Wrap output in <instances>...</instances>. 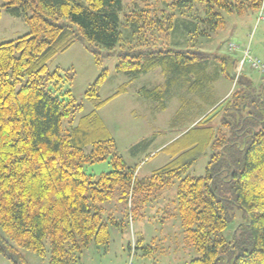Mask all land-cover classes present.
<instances>
[{"label": "trees", "instance_id": "16d2710c", "mask_svg": "<svg viewBox=\"0 0 264 264\" xmlns=\"http://www.w3.org/2000/svg\"><path fill=\"white\" fill-rule=\"evenodd\" d=\"M263 3L4 0L0 19L5 7L24 18L29 32L0 43V250L15 260L13 243L40 256L49 250V264H74L90 244L109 243L108 220L119 225L111 214L106 217L105 203H130L134 219L151 195L179 179L177 216L186 242L201 253L190 264H264V81L237 73L235 57L197 47L226 27L229 17L258 14ZM77 42L97 59L101 48L117 52V70L131 80L160 69L164 84L139 94L163 109L176 87L188 94L178 114L210 107L162 149L172 159L151 176L138 178L99 114L127 84L100 100L97 84L104 71L87 92L98 101L95 109L80 117L82 105L71 89L57 93L63 76L58 69L48 72V63ZM222 77L235 87L211 101ZM208 149L206 174H186ZM104 160L112 170L97 177L87 173V165ZM236 209L243 215L237 223Z\"/></svg>", "mask_w": 264, "mask_h": 264}, {"label": "rangeland", "instance_id": "374dc122", "mask_svg": "<svg viewBox=\"0 0 264 264\" xmlns=\"http://www.w3.org/2000/svg\"><path fill=\"white\" fill-rule=\"evenodd\" d=\"M3 4L4 0H0V5ZM129 4L131 0H124V5ZM1 10L0 43L14 40L29 32L23 17L10 15L5 7ZM259 15L260 13L229 17L226 27L212 38L197 42V47L235 57L239 60L236 65L237 73L251 75L255 83L263 82L264 73L252 69L251 66L239 71L243 58L241 49L248 46L251 54L264 63V18H260ZM231 42L239 44L242 48L230 52L228 46ZM99 57L97 59L94 52L87 49L83 43L77 42L49 61L48 72L56 69L61 72L63 79L58 83L57 93L71 89L76 104L82 105L78 117L95 109L98 101L88 97L87 92L104 71H107V75L97 84L100 100L113 96L123 84H127L126 92L110 99L99 109V114L116 139L119 154L130 166L135 167L138 178L144 179L172 159L171 154L162 149L190 128L192 122L208 113L210 107L204 104L202 108L193 107L178 114L181 97L188 94L181 87H176L168 92L166 107L163 109L159 102L139 94L144 87L151 88L164 84L165 77L160 69L131 80L129 75L117 70L120 59L117 52L109 53L107 49L101 48ZM234 87L235 83L231 79L220 78L212 88L211 101H221ZM195 99L202 103L199 98ZM89 150L90 148L87 149ZM211 153L212 150L208 149L193 163L186 174L204 176ZM110 170L112 166L109 160L86 166L87 173L95 177ZM178 184L179 179H175L160 193L151 195L147 204L140 205L139 215L134 219L130 217L128 211L130 203L127 207V204L118 198L111 204L105 203L106 217L111 214L119 225L108 220L109 243L90 244L84 250L81 259L74 264H129L131 255L134 264H190L192 259L201 256L194 246L186 242L181 219L179 215L177 216L175 200ZM236 213V223L241 222L242 212L236 209ZM12 246L11 254L15 260L0 250V264H21L23 260L28 264L50 262L49 250L45 256H40L13 243Z\"/></svg>", "mask_w": 264, "mask_h": 264}, {"label": "built area", "instance_id": "2783aa9c", "mask_svg": "<svg viewBox=\"0 0 264 264\" xmlns=\"http://www.w3.org/2000/svg\"><path fill=\"white\" fill-rule=\"evenodd\" d=\"M259 13H260L259 17L260 18H264V3L262 5ZM241 48L242 47L239 44L235 43V42H231L229 44V46H228L229 51H238ZM241 50H242V53H243V58L240 61L239 71H242L246 66H251V68L257 69L261 73H264V63L262 61H260L259 59L254 58V57L251 56L250 47L248 46L247 48H243ZM132 259H133V257L131 255L129 264H134Z\"/></svg>", "mask_w": 264, "mask_h": 264}]
</instances>
